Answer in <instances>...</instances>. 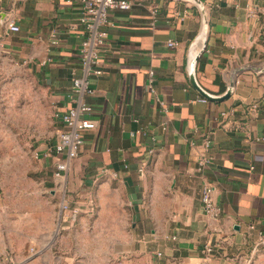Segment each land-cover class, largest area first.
Here are the masks:
<instances>
[{"label": "crops", "instance_id": "0c3cea01", "mask_svg": "<svg viewBox=\"0 0 264 264\" xmlns=\"http://www.w3.org/2000/svg\"><path fill=\"white\" fill-rule=\"evenodd\" d=\"M132 1L130 10L110 13L103 73L92 78L94 95L85 97L96 128L85 133L79 157L60 177L56 158L46 155L58 195L79 216L118 207L109 211L117 226L131 229L128 253L145 264H264L257 235L264 231V0H200L208 22L202 50L196 42L203 17L194 4ZM80 19L78 0H0V53L38 70L54 112L69 109L76 97L69 95L81 74ZM12 21L18 33L8 31ZM196 54L195 78L205 93L224 97L233 83L224 100H209L191 85ZM54 121L49 151L60 128ZM207 183L216 187L219 220L203 211ZM62 217L71 223L67 213ZM2 243L0 264H38ZM206 245L214 247L207 260Z\"/></svg>", "mask_w": 264, "mask_h": 264}, {"label": "rangeland", "instance_id": "374dc122", "mask_svg": "<svg viewBox=\"0 0 264 264\" xmlns=\"http://www.w3.org/2000/svg\"><path fill=\"white\" fill-rule=\"evenodd\" d=\"M54 122L51 93L38 70L0 53V243L38 264H145L128 253L131 229L117 226L109 211L118 207L99 206L63 223L64 199L46 156Z\"/></svg>", "mask_w": 264, "mask_h": 264}, {"label": "built area", "instance_id": "2783aa9c", "mask_svg": "<svg viewBox=\"0 0 264 264\" xmlns=\"http://www.w3.org/2000/svg\"><path fill=\"white\" fill-rule=\"evenodd\" d=\"M81 4V24L84 30V38L80 49V65L81 74L74 76L72 79V89L70 98L75 95L73 105L64 112L55 111L54 119L60 124V128L56 134V142L49 151L48 156L56 158L55 175L60 177L67 172L72 161L79 157L81 149L85 142V133L96 128V120L94 118V108L85 101L86 96H92L95 90L92 88V78L100 77L102 70L100 67V51L108 43V26L111 11H128L134 5L132 0H78ZM157 10L153 11L156 14ZM8 31L10 33H18L20 27L15 22L8 23ZM57 40H53V44H57ZM177 44L168 41V47L174 48ZM149 92L155 94L154 82L155 73L151 69L148 74ZM201 102L206 100L201 99ZM164 106L163 103H161ZM168 112L167 107H163ZM166 129V128H165ZM144 130L138 129L134 134H140ZM211 141H206V148L210 146ZM202 164L207 163V159L203 158ZM216 187L207 183L202 191V206L206 215L215 220L222 217L221 208L215 203L213 194ZM61 211L63 215L68 214V219L75 222L80 214L77 207H73L65 200L62 203ZM249 229L257 231L254 224ZM259 246H264V231H257ZM205 260L210 259L214 254V247L206 245L204 248ZM159 256L161 254H158Z\"/></svg>", "mask_w": 264, "mask_h": 264}, {"label": "water", "instance_id": "95a60500", "mask_svg": "<svg viewBox=\"0 0 264 264\" xmlns=\"http://www.w3.org/2000/svg\"><path fill=\"white\" fill-rule=\"evenodd\" d=\"M181 1H186V2H190L192 4H194L196 7H198V9L202 12V17H203V28H202V32L199 36V38L197 39L196 45L200 43L201 45V50L204 48L205 43H206V33H207V15L205 13V8L203 3L200 0H181ZM198 60V55H194L191 59V63L189 66V73H190V82L191 85L198 90L201 95H203L205 98L209 99V100H214V101H222L225 98H227L228 94H230L233 90H234V85L233 83H231L229 85V87L227 88V94L224 97L221 98H212L210 95H208L207 93H205L198 85L196 78H195V66ZM264 72V69L262 70Z\"/></svg>", "mask_w": 264, "mask_h": 264}]
</instances>
